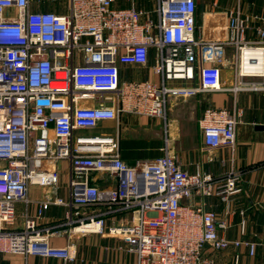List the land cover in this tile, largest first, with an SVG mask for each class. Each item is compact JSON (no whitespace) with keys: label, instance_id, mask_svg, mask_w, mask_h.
<instances>
[{"label":"built area","instance_id":"built-area-1","mask_svg":"<svg viewBox=\"0 0 264 264\" xmlns=\"http://www.w3.org/2000/svg\"><path fill=\"white\" fill-rule=\"evenodd\" d=\"M46 1L0 0V259L35 255L67 264L77 257L75 247L49 244L64 228L120 237L137 264H216L205 256L207 244L216 251L245 245L253 255L257 243L229 239L227 221L204 202H183L213 196L229 202L242 192L233 170L222 178L189 173L168 141L163 155L129 164L119 134L76 131L123 112L164 117L173 97L264 96V15L234 0L224 35L198 38L197 0H156L155 13L136 0L126 7L117 0H68L67 12L34 8ZM151 47L158 80H122L121 65L146 66ZM224 69L232 71L231 85ZM241 114L207 106L199 120L205 146L234 147ZM61 160L70 163V198L45 196L37 215L26 214L18 228L17 203L32 202L34 186L56 188ZM93 172H108L115 186L100 189L90 182ZM52 205L67 208L65 221L40 224Z\"/></svg>","mask_w":264,"mask_h":264},{"label":"crops","instance_id":"crops-1","mask_svg":"<svg viewBox=\"0 0 264 264\" xmlns=\"http://www.w3.org/2000/svg\"><path fill=\"white\" fill-rule=\"evenodd\" d=\"M215 0H197V31L198 38H213L224 35L227 22V9L220 8L221 0L214 6ZM35 9L49 8L55 11L67 12V7H60V0H49ZM136 4L153 13L157 9L156 0H136ZM131 0H117L116 5L129 6ZM251 3L254 11L264 15V0H245V6ZM234 4V0H233ZM227 5V4H226ZM154 19L157 15L153 14ZM156 62V51L150 48L149 63L146 66L121 65L122 80H158L153 71ZM223 81L232 84V71L224 69ZM186 98L169 99L166 116L136 115L123 112L116 120L101 122L94 129L77 130L82 132L119 134L121 157L129 164L137 160L154 159L165 153L167 141L170 149L177 155L182 168L189 173L197 171L212 173L222 178L232 170L239 175L242 192L233 195L229 202L219 196L184 199V203L198 205L204 202L205 209L217 214L218 220H226L230 228L223 232L229 239L251 240L257 243L255 252L251 255L245 245L230 247L216 251L210 244L205 246V256L211 257L216 264H236L235 255L239 254L237 264H264V96L260 93L239 92L234 95L230 91H215L200 99ZM194 98V97H193ZM120 100V99H119ZM93 105L94 103H85ZM108 104H111L108 102ZM117 106L119 105L116 102ZM207 106L225 107L229 110H241L236 131L234 147L222 146L208 149L202 139L199 120ZM56 167L60 178L56 188L32 187L28 205L19 202L16 205L18 228L22 227L26 214L37 215L38 201L47 195H56L68 200L71 194L69 185V167L67 160L58 161ZM90 182L100 189L115 186V178L108 172H93ZM82 190V189H81ZM94 209H91V212ZM245 211L246 215H242ZM67 208L52 205L39 220L40 224L52 226L65 221ZM246 219V233H240L242 219ZM65 229V230H64ZM60 236L51 237L49 244L54 247L74 246L77 257L67 264H137V256L125 248L120 237L108 234H83L70 232L64 228ZM0 264H64L60 259L46 258L35 255L4 254Z\"/></svg>","mask_w":264,"mask_h":264},{"label":"rangeland","instance_id":"rangeland-1","mask_svg":"<svg viewBox=\"0 0 264 264\" xmlns=\"http://www.w3.org/2000/svg\"><path fill=\"white\" fill-rule=\"evenodd\" d=\"M60 7L63 8L67 5V0H60ZM227 4V5H226ZM233 5V0H221V5H220V8H222L223 10L225 9H229L230 7H232ZM67 7V6H66ZM224 24V23H223ZM223 24H219V26L221 27H224ZM212 92H204V93H201L199 95V98L200 99H206V96H208L209 94H211ZM176 98V97H174ZM178 99H186V98H182V97H179ZM192 99H196V97L194 96V98L192 97Z\"/></svg>","mask_w":264,"mask_h":264},{"label":"water","instance_id":"water-1","mask_svg":"<svg viewBox=\"0 0 264 264\" xmlns=\"http://www.w3.org/2000/svg\"><path fill=\"white\" fill-rule=\"evenodd\" d=\"M258 128H264V127H258Z\"/></svg>","mask_w":264,"mask_h":264}]
</instances>
